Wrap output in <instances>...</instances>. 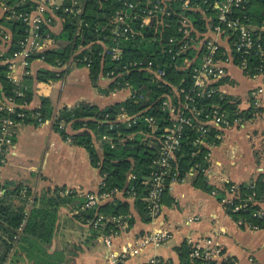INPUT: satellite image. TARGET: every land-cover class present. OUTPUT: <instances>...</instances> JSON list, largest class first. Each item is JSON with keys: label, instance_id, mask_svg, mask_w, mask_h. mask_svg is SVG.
I'll use <instances>...</instances> for the list:
<instances>
[{"label": "trees", "instance_id": "1", "mask_svg": "<svg viewBox=\"0 0 264 264\" xmlns=\"http://www.w3.org/2000/svg\"><path fill=\"white\" fill-rule=\"evenodd\" d=\"M16 1L19 0H11L10 3L15 4ZM84 1L83 13L79 17L63 10L57 12V15L63 20V30L59 35L53 34L48 25L42 24L40 33H51L53 38L61 40V44L43 52H34L29 61L43 58L47 64L59 68L68 66L72 61L80 66H87L89 63L90 78L95 85L107 71L120 70L124 65H129L133 61L152 59L155 64H157L156 61L160 62L159 58L163 54L162 43L177 33L176 25L182 16L189 17L194 27L199 31H206V16L215 14L214 9H210L208 12L203 10L207 7L204 0H192V4L197 3L202 7L201 9L192 7V4L189 8L183 9L181 2H176L175 12L168 18L169 23L173 25L171 28L142 29L143 36L124 42L120 59L113 60L111 55L105 52V46L111 44L110 38H107L111 33L108 28H105L119 7L120 0ZM210 1L222 2L223 0ZM31 6V3L26 6L19 5L15 9L23 11L31 9ZM234 16L256 28L254 32L255 47L251 54L247 55L249 69L255 73L260 65L264 66V59L257 54L256 50L258 44L264 45V0H246L239 9L235 10ZM0 24L8 28L12 34L10 43L5 46L0 39V53L3 52V56H0V106L8 98H12L16 104L15 114L10 115L7 111L0 109V134L3 119L6 117L20 122V126L28 123L38 125L41 121L52 119L54 129L59 131L64 139L70 138L74 144L87 149L92 165L99 169L103 179L104 185L101 192H111L114 189L123 191L122 197L114 195L111 200L96 208H84L85 194L76 189H71V192L67 194L64 193L65 187H56L43 193H37L23 184L12 186L9 182H0V264H6L11 254H17L18 251L25 252L28 258L36 261L42 258L45 261L44 264L65 262L64 253L50 255L47 251L52 246L58 226L59 211L63 207H71L73 218L88 225L95 231L97 237L119 229L118 223L112 220L113 217H128V231L135 224V212L144 222H150L146 200L147 186L143 184V179L153 172L152 162L158 155L159 135L171 123L167 113L161 109V101L165 94L173 93V85L185 82L183 86L186 88L189 89L192 86V67L184 69L176 68L174 65L170 67L167 76L169 84H165L164 87H161L160 84L150 83V73L146 70H131L118 78L117 83L130 81L139 94L144 97L148 96L147 98L129 99L103 109L97 105L82 102L74 107H64L55 113L51 100L48 97H42L41 107L30 110L28 106L34 96L32 74L28 73L15 82L11 76V62L9 61L16 52L23 49V42L29 34V26L23 20L8 19L6 15L0 19ZM234 42L233 39L231 44L233 45ZM194 56L195 54L192 52L186 55L188 59H192ZM201 56L202 54H199V58ZM240 57L241 55L237 53L236 61H239ZM199 58L195 64L199 63ZM67 72L68 69L60 71L41 69L37 74V81L44 83L56 81L63 78ZM227 78L219 80L214 85L227 82ZM116 84H112L111 88L115 89ZM204 103L207 106L211 103L219 105L223 111L227 112L232 126L235 119H241L242 123H245L256 118L263 111L262 107H255L253 103L250 109H242L240 100L229 94H225L223 98L215 96ZM121 107H125L130 114L142 113L154 116L160 125V130L154 134L148 126L142 124L134 129L120 131L110 129L107 123L101 122L106 113L116 115ZM19 113H24L25 116L21 118L18 116ZM61 124H64V128L60 127ZM69 125L74 132L67 131ZM218 135H221V129L212 127L209 140L215 141L218 145L221 142ZM16 136L17 134L13 138L14 143ZM103 137L112 139V142L104 140L105 142L99 150L96 145ZM122 137L126 139L119 142ZM195 137L196 134L193 131L186 132L183 148L178 153L180 176H186L187 173L195 169L196 164H199L200 168L193 177V185L211 193L216 187L201 171L202 168L208 166V162L205 160L207 148L205 146L199 149L195 147L193 144ZM194 151H198L196 156H193ZM130 173L136 175L135 180H129ZM232 184L226 185L228 190ZM131 189L135 192L133 201L130 199ZM218 197L220 200L222 199V195ZM263 197L264 173H260L251 185L242 183L238 186L234 204H229L228 212L235 221H243L242 225L244 226L264 229V216L256 215L261 209ZM163 203L170 207L176 204L174 198L169 195V190L165 192ZM236 205H242V207L238 211H233ZM100 216L104 218V224L99 228H94L92 222ZM178 252L180 264H192L191 244L185 241L178 248ZM54 260L57 262L55 263ZM221 264L233 263L224 261Z\"/></svg>", "mask_w": 264, "mask_h": 264}, {"label": "built area", "instance_id": "2", "mask_svg": "<svg viewBox=\"0 0 264 264\" xmlns=\"http://www.w3.org/2000/svg\"><path fill=\"white\" fill-rule=\"evenodd\" d=\"M11 0H0V19L7 16L8 19L23 20L29 26V34L23 42V49L14 54L11 62V76L15 82L19 81L14 73L18 62L26 68L29 67V58L34 52H43L50 49L54 38L51 33H40L42 24L51 28V21L57 18V12L63 10L66 13L81 16L83 13L84 0H19L15 4ZM246 0H223L211 2L204 0L208 12L210 9L215 10L213 16H206L207 30L199 31L193 25L189 17L182 16L178 19L175 35H172L162 43L163 54L159 58L160 62L150 59L148 61H133L129 65H124L120 70L107 71L102 77L109 84V90L112 94L126 92L127 97L124 101L136 98H147L139 94L138 90L133 87L130 81L117 83V80L125 72L139 69L146 70L150 73V83L160 84L164 87L169 84L167 81L168 69L174 65L176 68L184 69L192 67L193 84L188 89L181 82L173 85L172 94H165L161 101V109L167 113L171 123L159 135L158 155L153 159V172L146 176L143 184L147 186L146 200L147 209L151 221L155 224L150 231L136 236L131 241L117 246L116 240L128 232V217L117 216L112 220L118 223L119 229L103 236V241L109 248L107 261L109 264H126L130 259L142 256L149 248H159L169 242L172 237V231L166 227L165 221L162 220L164 210V195L172 185L184 181L187 177H194L200 168L196 164L195 169L187 173L186 176H180L178 153L183 148V141L186 138L187 131H193L196 134L193 144L198 149L202 146L207 148L205 160L208 166L201 171L208 177L211 172L212 148L216 145L215 141L209 140V134L212 127L224 128L231 127V121L227 112L223 111L219 105L211 103L205 105V101L213 99L215 96L221 98L228 94L226 83L214 85L223 78H229V66H236L241 69L248 78L257 80L264 76V66L260 65L257 72L252 73L249 69L247 55L251 54L255 47L254 32L255 27L245 23L239 17L234 16L235 10L239 9ZM181 2V7L189 8L190 6L197 9L202 7L192 0H120L119 7L114 12L105 29H109L111 35V44L105 46V52L111 55L113 60H119L123 53V43L129 40H136L142 37V29H157L158 27L171 28L168 18L175 12V3ZM31 3V9L17 11L15 8L19 5H28ZM192 4V5H191ZM204 12V11H203ZM205 12V13H206ZM204 13V14H205ZM166 20L168 22L166 23ZM216 22V23H214ZM264 28V26H263ZM52 31V30H51ZM161 37H163L161 35ZM12 38L10 30L0 24V39L3 45L9 44ZM234 44H231L232 40ZM223 49V50H222ZM257 54L264 59V45L258 44L256 47ZM194 53L192 59L186 57L189 53ZM240 54L239 61H236L235 55ZM199 54H202L199 58ZM3 56V52L0 53ZM200 59L198 64L196 61ZM43 60V58H41ZM86 60V59H85ZM195 65V66H194ZM88 68L90 64H87ZM194 66V67H193ZM29 73V70L26 72ZM117 83V84H116ZM116 84L115 89L111 88ZM264 88L257 86L251 91L250 101L255 107H261ZM251 103V104H252ZM16 104L12 98L2 102L0 109L7 111L10 115L16 113ZM251 106L242 109H250ZM19 117H24V113H19ZM107 123L110 129L124 130L134 129L144 124L155 134L160 130V125L152 115L142 113L130 114L125 107H121L119 113L113 115L106 113L101 120ZM241 119H235L234 125L241 124ZM20 122L14 121L11 117L3 119L0 134V169L7 162V157L14 145L13 138L17 133V127ZM64 128V124L60 125ZM221 139V135L217 136ZM70 139V138H69ZM126 138L122 137L119 142ZM71 140V139H70ZM103 140H110L103 137ZM198 151L193 152L196 156ZM135 180L136 175L130 173L129 180ZM103 179L99 189L96 192L86 193V203L84 208H96L104 202L111 200L114 195H122L123 191L114 189L111 192H101ZM238 186L232 184L228 190L230 198L226 201V208L229 210V204L233 205L237 196ZM131 189V198H135V192ZM71 192L66 189L65 194ZM217 194V190L212 191ZM242 205H236L233 211H238ZM256 215L263 217L264 210L261 208ZM243 221H238L242 224ZM104 224V218L98 217L92 222L94 228H99ZM158 224V225H157ZM187 242L192 246L191 259L192 264H218V260L223 256L221 247H205L198 241L189 237ZM145 264H171L168 260L163 259L157 254H150ZM220 264V263H219Z\"/></svg>", "mask_w": 264, "mask_h": 264}, {"label": "crops", "instance_id": "3", "mask_svg": "<svg viewBox=\"0 0 264 264\" xmlns=\"http://www.w3.org/2000/svg\"><path fill=\"white\" fill-rule=\"evenodd\" d=\"M51 30L55 35L61 33V17L52 19ZM60 44L61 40L54 38L51 48ZM17 63L15 77L22 79L27 75V70L33 77L34 96L28 106L30 110L41 107L42 97L51 100L55 113L64 107H74L82 102L103 109L123 102L127 97L124 91L112 94L108 82L103 77H100L95 85L90 78L88 66H80L73 61L64 68L49 65L41 58L31 61L26 69L21 62ZM41 69H68V72L63 78L44 83L37 81V74ZM228 71L230 76L225 82L228 94L240 100L241 108L251 106V91L257 86L264 88V76L252 80L236 66H229ZM235 72H238L240 78L235 76ZM261 107V120L253 118L229 128H219L221 142L212 148L211 172L208 176L209 181L216 187L217 194L196 188L191 176L173 184L169 195L174 198L176 204L172 207L164 204L162 215L166 227L172 231V239L159 248L147 249L142 256L132 258L126 264H145L150 254H157L172 264H180L178 248L189 237L205 247H221L223 256L218 260V264L224 261H232L233 264H264V229L239 224L229 214L225 205L231 196L227 184L251 185L260 173H264V95ZM252 120H255L253 125L249 124ZM239 125L241 130L234 129V126ZM248 126L253 129L247 128ZM67 131L74 132L70 125ZM16 134V141L7 162L0 169L1 183L9 182L12 186L23 184L37 193L56 187L76 189L83 194L98 191L102 176L99 169L92 165L89 152L69 138L64 139L62 134L54 129L52 119L41 121L38 125L24 124L18 128ZM104 142L103 139L97 142L99 150ZM219 195H222L221 200ZM261 208L264 210V197ZM71 209H60L58 226L52 246L47 249L48 254L64 253L65 262L60 261L59 264H109L108 247L107 255L98 254V243H104V235L97 237L88 225L74 219ZM135 217L134 226L116 240L117 246L155 227L152 222H144L137 212ZM44 262L42 258L36 261L28 258L25 252L18 251L17 254H11L6 264Z\"/></svg>", "mask_w": 264, "mask_h": 264}, {"label": "rangeland", "instance_id": "4", "mask_svg": "<svg viewBox=\"0 0 264 264\" xmlns=\"http://www.w3.org/2000/svg\"><path fill=\"white\" fill-rule=\"evenodd\" d=\"M235 76L237 77V78H240V75L238 74V72H235ZM262 116H263V111H261L259 114H258V116L255 118V120H261L262 119ZM255 120H252V121H250L249 122V124H251V125H253L254 123H255ZM248 125V124H247ZM234 127H236V128H234ZM234 127H232V128H234V129H239V130H241V126L239 125V126H234ZM247 128H252L253 129V127H251V126H248ZM246 128V129H247ZM247 133V132H246ZM98 254H101L102 256H105V255H107V246L104 244V243H98Z\"/></svg>", "mask_w": 264, "mask_h": 264}]
</instances>
